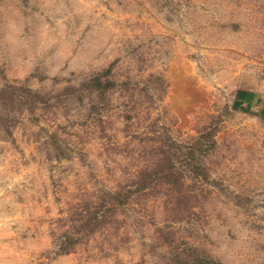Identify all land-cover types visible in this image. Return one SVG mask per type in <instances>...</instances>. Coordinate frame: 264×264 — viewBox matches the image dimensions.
Returning a JSON list of instances; mask_svg holds the SVG:
<instances>
[{"label":"rangeland","instance_id":"rangeland-1","mask_svg":"<svg viewBox=\"0 0 264 264\" xmlns=\"http://www.w3.org/2000/svg\"><path fill=\"white\" fill-rule=\"evenodd\" d=\"M0 264H264V0H0Z\"/></svg>","mask_w":264,"mask_h":264},{"label":"trees","instance_id":"trees-1","mask_svg":"<svg viewBox=\"0 0 264 264\" xmlns=\"http://www.w3.org/2000/svg\"><path fill=\"white\" fill-rule=\"evenodd\" d=\"M111 196H112V194H110V193H108L106 196V198H107L106 201L108 200V202L111 205L117 204L116 202L122 201L121 197H123V195L121 194V192H117L116 197H111ZM109 200H111V202Z\"/></svg>","mask_w":264,"mask_h":264}]
</instances>
